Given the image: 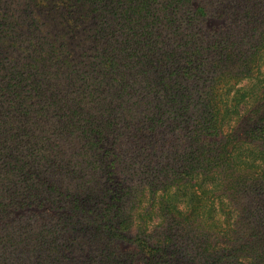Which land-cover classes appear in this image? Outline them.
<instances>
[{
    "label": "trees",
    "instance_id": "16d2710c",
    "mask_svg": "<svg viewBox=\"0 0 264 264\" xmlns=\"http://www.w3.org/2000/svg\"><path fill=\"white\" fill-rule=\"evenodd\" d=\"M48 13L0 101V264H264V0Z\"/></svg>",
    "mask_w": 264,
    "mask_h": 264
},
{
    "label": "rangeland",
    "instance_id": "374dc122",
    "mask_svg": "<svg viewBox=\"0 0 264 264\" xmlns=\"http://www.w3.org/2000/svg\"><path fill=\"white\" fill-rule=\"evenodd\" d=\"M77 0H0V65L5 64L7 67L6 73L0 72V94L5 97V84H7L8 69H12L14 72L20 73L22 69L30 64L29 61L24 59V56L20 52L12 51L22 47L20 42V27L25 21L26 17L31 13H37L40 16V20L43 22L50 21L49 11L52 10L54 5L58 3H70ZM65 9V6H60ZM54 9V8H53ZM51 24V23H50ZM8 41V42H7ZM52 41H50L51 43ZM14 83H11L13 85ZM2 92V93H1ZM0 101L5 102V98H0ZM9 107V101L7 102ZM1 126L6 124L4 114L1 116ZM8 125H16L15 122L7 121ZM30 215V214H28Z\"/></svg>",
    "mask_w": 264,
    "mask_h": 264
}]
</instances>
